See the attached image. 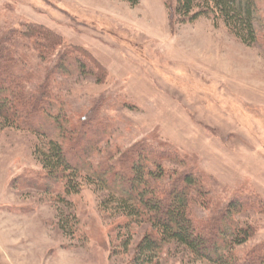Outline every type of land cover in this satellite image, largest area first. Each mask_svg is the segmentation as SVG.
I'll list each match as a JSON object with an SVG mask.
<instances>
[{"label": "rangeland", "instance_id": "374dc122", "mask_svg": "<svg viewBox=\"0 0 264 264\" xmlns=\"http://www.w3.org/2000/svg\"><path fill=\"white\" fill-rule=\"evenodd\" d=\"M256 2L249 40L209 17L177 21L165 0H0V35L11 32L3 43L14 42L51 97L39 131L0 120V264H131L152 227L119 230L124 209L89 175L106 168L100 159L136 150L165 168L164 180L197 178L190 208L199 231H217L235 202L234 221L251 233L236 253L264 243V0ZM30 25L54 34L47 50L33 44ZM61 121L64 147L79 159L78 192L51 180L40 159L51 138L63 141ZM147 264L220 263L169 242Z\"/></svg>", "mask_w": 264, "mask_h": 264}, {"label": "trees", "instance_id": "16d2710c", "mask_svg": "<svg viewBox=\"0 0 264 264\" xmlns=\"http://www.w3.org/2000/svg\"><path fill=\"white\" fill-rule=\"evenodd\" d=\"M125 1L132 5L140 2ZM165 5L170 14L182 23L205 16L215 23L223 21L246 39H257L254 18L259 16V7L256 0H165ZM4 34L0 35V120L6 125L39 131L43 125L39 126L36 119L39 120L44 113L50 114L46 106L51 103V97L43 89L46 81L41 74H36L22 62L17 47L13 46L14 42L3 43V40L10 39L11 32ZM28 35L35 46L41 44L47 50L54 34L43 26L38 29L30 25ZM64 48L66 50L61 58L69 54V48ZM72 60L86 71L85 64L76 56ZM33 78H36L35 89L28 87ZM57 128L62 133L63 141L51 138L49 149H42L40 159L51 180L64 181L67 193L78 192L80 183L77 178L81 175L79 159L77 155H74L76 159H72L64 147V138L69 130L62 121L57 123ZM149 158L150 155L136 150L134 156L124 160L112 159L114 162H111L100 159L98 165L106 168L97 171L96 167L89 175V182L97 183L100 189L109 190L124 209L123 217L126 219L119 230H129L134 223H148L152 227L138 242L131 264H147L169 242L182 244L197 257L220 264H264V243L244 254L235 251L236 245H242L251 235L249 226H241L233 218L241 210V204L232 202L224 208L221 222L211 226H215L217 231L204 227L201 232L190 208L192 191L202 187L200 182L191 172H182L164 180L165 168L156 162V169L148 167L146 162ZM220 202L213 199L215 206H219Z\"/></svg>", "mask_w": 264, "mask_h": 264}]
</instances>
